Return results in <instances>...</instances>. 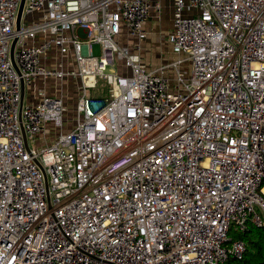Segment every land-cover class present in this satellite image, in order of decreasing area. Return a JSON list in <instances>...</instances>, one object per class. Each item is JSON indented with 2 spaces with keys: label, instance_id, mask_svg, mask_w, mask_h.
I'll return each mask as SVG.
<instances>
[{
  "label": "built area",
  "instance_id": "built-area-1",
  "mask_svg": "<svg viewBox=\"0 0 264 264\" xmlns=\"http://www.w3.org/2000/svg\"><path fill=\"white\" fill-rule=\"evenodd\" d=\"M20 3L0 0V264L241 261L264 226V0H174L154 68L160 2L25 0L17 30ZM71 78L74 120L48 88Z\"/></svg>",
  "mask_w": 264,
  "mask_h": 264
},
{
  "label": "rangeland",
  "instance_id": "rangeland-1",
  "mask_svg": "<svg viewBox=\"0 0 264 264\" xmlns=\"http://www.w3.org/2000/svg\"><path fill=\"white\" fill-rule=\"evenodd\" d=\"M149 26L150 28H147L148 29L147 39L143 43L144 47L142 44V47H143L142 55H143V61L145 65L148 68H154L156 67V66H153L155 64L161 65V64H166V63H170L174 61L176 55L173 54L171 47L169 43L167 42V36L171 30L170 29L171 20L169 19V17L166 18L163 22H161L157 28H155L154 27L155 25H152V24ZM93 51L96 55H98L100 53L99 46L94 45ZM116 63H118V61H116ZM119 64L121 65V63ZM122 69L128 72L125 66L122 67ZM113 72H115V66H110L106 73L111 74ZM51 81H52L53 86L48 85V88H50L49 90L50 93L54 94L53 91H63V94L66 99V105L68 106V112H67L66 117L68 118V120H74L75 106H76V102L79 97L80 89H81L79 80L77 78H71V79L65 80L63 84L61 85V87L60 85L59 87L55 86L54 81L53 80ZM109 88L110 86L107 84V81L103 79H99V82L96 88L87 90V96L88 97H97V96L106 97L108 96ZM54 140L55 138H50L48 139V142H52ZM231 236L232 238H236L237 234L232 233Z\"/></svg>",
  "mask_w": 264,
  "mask_h": 264
},
{
  "label": "trees",
  "instance_id": "trees-1",
  "mask_svg": "<svg viewBox=\"0 0 264 264\" xmlns=\"http://www.w3.org/2000/svg\"><path fill=\"white\" fill-rule=\"evenodd\" d=\"M241 237L246 242L247 250L244 258L237 264H264V226H250Z\"/></svg>",
  "mask_w": 264,
  "mask_h": 264
},
{
  "label": "crops",
  "instance_id": "crops-1",
  "mask_svg": "<svg viewBox=\"0 0 264 264\" xmlns=\"http://www.w3.org/2000/svg\"><path fill=\"white\" fill-rule=\"evenodd\" d=\"M150 2H160L161 6H162V11L160 14H156L155 12L152 14L151 18L148 20L147 24H146V28H150L149 25H155L154 27L157 28L158 25L163 22L166 18L169 17V19L171 20V27H172V20H173V6H174V0H150ZM170 27V29H171ZM82 36H84L83 33H81ZM128 42V44L133 45L135 43L134 39H128L126 40ZM144 43V42H143ZM144 47V44H143ZM146 48V47H145ZM53 61H50V64H53ZM162 63V62H161ZM160 63V64H161ZM158 64H155L153 66H157ZM159 66V65H158ZM71 67H74V65L72 64Z\"/></svg>",
  "mask_w": 264,
  "mask_h": 264
},
{
  "label": "water",
  "instance_id": "water-1",
  "mask_svg": "<svg viewBox=\"0 0 264 264\" xmlns=\"http://www.w3.org/2000/svg\"><path fill=\"white\" fill-rule=\"evenodd\" d=\"M24 4H25V0H21L20 7H19V11H18V14H17V20H16V28H17V30L20 29V24H21V19H22ZM15 45H16V40H14V42L12 44V48H11L10 55H11V60H12L13 65L18 70V68H17V66H16V64L14 62V59H13V53H14ZM22 91H24V87L23 86H22Z\"/></svg>",
  "mask_w": 264,
  "mask_h": 264
}]
</instances>
